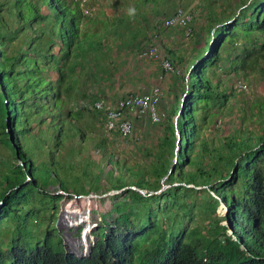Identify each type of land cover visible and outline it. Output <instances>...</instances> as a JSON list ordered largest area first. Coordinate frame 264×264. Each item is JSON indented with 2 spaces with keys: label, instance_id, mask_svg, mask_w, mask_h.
Masks as SVG:
<instances>
[{
  "label": "trees",
  "instance_id": "16d2710c",
  "mask_svg": "<svg viewBox=\"0 0 264 264\" xmlns=\"http://www.w3.org/2000/svg\"><path fill=\"white\" fill-rule=\"evenodd\" d=\"M121 1L0 0V264H264V111L254 133L230 103L239 101L236 82L264 75V0H239L224 19L208 4L204 48L193 49L183 71L185 59L169 51L181 88L160 114L163 134L139 150L141 164L106 158L105 181L128 186L130 199L116 202L113 224L98 229L89 254L68 253L50 223L61 194L49 186L68 192L88 178L67 176L75 163L66 157L79 158L88 138L80 118L113 82L121 44L146 33L149 20L136 8L154 12L162 2L132 0L121 13ZM190 193L212 210L224 203L227 225L205 234L156 219L167 200L174 207Z\"/></svg>",
  "mask_w": 264,
  "mask_h": 264
},
{
  "label": "rangeland",
  "instance_id": "374dc122",
  "mask_svg": "<svg viewBox=\"0 0 264 264\" xmlns=\"http://www.w3.org/2000/svg\"><path fill=\"white\" fill-rule=\"evenodd\" d=\"M97 1L104 7V3H109L113 0ZM93 2L94 1H92V3ZM121 2L119 6V12L121 13L132 10L135 3V1L132 0H122ZM239 3V0H162L159 5V9L163 10L162 12L171 11L170 9L175 11L181 8L192 15V19L187 27L189 28V34H186L187 28L165 25L164 19L155 17L153 14L154 12L149 9L138 7L136 11L139 14L144 12L145 17L149 20L146 33L147 36H151V39L152 37H156V41L161 31L173 30V38L170 35L168 36L167 43L169 46L165 45L164 47H169L170 49L174 48L176 55H182L185 62L177 64V68L183 71L189 62L188 57L193 49L197 47L196 49L203 50L204 48L202 41H204V38L207 36L206 17L208 15V4L213 7L216 15L224 19L235 12ZM88 5L87 0L82 3V6L85 8L88 7ZM159 19H161V22L163 21L162 26L164 28L160 26V24L158 25L157 20ZM196 35H199L201 38V44H196ZM110 43L111 42H109L108 46H110ZM158 43L159 45H164L161 41H158ZM114 49L113 46L112 50L114 51ZM161 50L164 53L166 52L163 48ZM121 56L122 54L120 57ZM129 57L130 56H127L126 58L128 59ZM117 71L119 70L117 69ZM169 81H171L169 84H172L170 87L171 91L170 93L167 92L166 95L169 99L174 100V95L181 88V83L178 82L177 78L175 80L174 78L173 80L169 79ZM239 83L245 84L246 87L238 91ZM235 87L237 88V92H240L239 101L236 102L231 100L230 103H237V107L239 106L240 112L243 114L242 116H244L243 126H247L249 130L255 133L261 127L262 123L261 119L256 116V112L260 109L264 111V75L260 73L251 74L248 78L236 82ZM231 118L235 119L236 116L231 115ZM234 122H239V119ZM80 125L84 128L85 136L88 138H86L87 141L83 145L84 149L79 158L71 156L66 157L73 160L75 163L73 171L67 176L74 178L75 176L81 175L83 171H86L88 178H79L76 182H71L68 192L61 190L58 184L50 185L49 190L54 194H61L57 211L52 215L53 222L50 223L60 235L65 250L68 253L82 257L89 254L91 247L97 239L96 233L98 229L101 226L113 224V220L117 213L115 211L111 212L109 215L108 213L112 210L116 202L124 197L127 202L130 199V194L125 191L128 186H110L105 181V172L111 168L106 158L109 154H112L115 159L120 160V164H125L126 166L141 164L147 160V156L140 153L139 150L150 146L153 142L156 143L157 139L163 134V131L156 130V127H152L150 130L152 131L151 136L153 137L147 136L146 134V140H142L141 138L135 139L134 134L131 138L123 139L115 132L106 130V132H109V134H107L104 132V129H99L98 131L92 130L90 123H84L83 117L80 118ZM228 127L229 123L223 124L221 134H227ZM101 137L107 139L104 144V149L95 146V143L99 142ZM78 140L79 136H76L73 142L74 145L78 143ZM69 143L72 142L69 141ZM0 153L5 155V148L0 147ZM66 158L60 157V160L67 163L69 161H67L68 159ZM100 173L99 179L97 176ZM108 178L111 179L110 177ZM165 178L166 176L161 179V189L169 186L165 183ZM82 186L83 191L80 189ZM130 187L146 195V191L136 187L134 188L133 186ZM196 188L198 191H201L200 189L202 187ZM148 194H150V192L147 193V195ZM205 201V198L201 197L198 193H190L186 202L182 201L177 205L174 204V207H171L173 204L167 200L160 206L156 219H159L160 222H163L166 226L180 224L188 230L197 229L205 234L214 232L218 226L227 225V221L224 217L227 210L226 206L220 202L215 210H212ZM75 202H77V204ZM2 235L4 236L5 234L2 233Z\"/></svg>",
  "mask_w": 264,
  "mask_h": 264
},
{
  "label": "crops",
  "instance_id": "0c3cea01",
  "mask_svg": "<svg viewBox=\"0 0 264 264\" xmlns=\"http://www.w3.org/2000/svg\"><path fill=\"white\" fill-rule=\"evenodd\" d=\"M170 10L171 11L168 12H162L163 10L159 9V6H157L156 11H154L153 14L157 18H162L165 20L173 13V10ZM160 20L161 19L157 20V22L158 25L160 24V26H162L163 21L161 22ZM172 32L173 30L161 31L159 38L156 39L155 42L152 41L151 36H147V33H141L139 36L140 38L135 41H131L129 38H127V41H124V44H121L123 45L122 56L118 57L117 63L115 64L116 70L113 82L106 85V89L102 96L103 100L115 101L116 99L125 95L147 92L153 87L157 86L161 90V99L157 108L159 114H162L163 111L168 107L167 104L170 101H173L166 95L167 92L170 93L171 91L170 87L172 84H169V82H171L169 79L173 80L174 78L175 80L177 78V70L176 72H169L164 70L162 67V62L164 59H168L170 62L172 60V56L170 57V53L168 51H174V48L170 49L169 47H164L165 45L169 46L167 43L168 36L170 35L173 38ZM158 41H161V43L164 45H159ZM152 44H156L157 53L149 52ZM112 45L113 44L110 43L109 47L113 48ZM114 48L116 49L115 45ZM162 48L164 51H166L165 53L162 52ZM127 56L130 57L127 59ZM117 69L119 71H117ZM93 89L94 88L92 87V91ZM91 93L93 92H90V94ZM87 97L90 98L91 95L88 94ZM98 100L101 99H96V101ZM80 102L83 103L82 98ZM127 116L132 121V135L134 134L135 139L141 138L142 140H146L147 136L153 137L151 136L152 131L150 130L152 127H156V130H159L157 128L158 125L153 123L148 115H138L135 112H129ZM103 118L104 115L99 109H94L91 113H88L87 115L84 114L83 116L84 123H90L92 130L94 131L104 129ZM104 132H106L105 129ZM106 133L109 134V132ZM119 137L121 136L119 135Z\"/></svg>",
  "mask_w": 264,
  "mask_h": 264
},
{
  "label": "built area",
  "instance_id": "2783aa9c",
  "mask_svg": "<svg viewBox=\"0 0 264 264\" xmlns=\"http://www.w3.org/2000/svg\"><path fill=\"white\" fill-rule=\"evenodd\" d=\"M192 15L187 13L183 9H177L164 20V24L167 26H181L187 28ZM186 34H189V28ZM156 37H152V41L155 42ZM150 53H157L156 44H152L149 49ZM164 70L169 72H176V67L168 60L164 59L162 62ZM239 89H244L245 84L239 83ZM161 99V90L155 86L147 92L133 93L125 95L115 101L98 100L94 103V107L102 111L103 126L104 129L109 132H115L123 138H131L133 125L132 121L128 118L129 112H135L138 115H148L153 123L160 122V114L158 112V104Z\"/></svg>",
  "mask_w": 264,
  "mask_h": 264
},
{
  "label": "water",
  "instance_id": "95a60500",
  "mask_svg": "<svg viewBox=\"0 0 264 264\" xmlns=\"http://www.w3.org/2000/svg\"><path fill=\"white\" fill-rule=\"evenodd\" d=\"M178 135V139H179V134H177ZM135 188V187H134ZM144 191H146V190H144ZM158 191H151L150 192V194H153V193H157ZM223 205H224V203H222ZM226 212H227V210H226Z\"/></svg>",
  "mask_w": 264,
  "mask_h": 264
},
{
  "label": "bare ground",
  "instance_id": "6f19581e",
  "mask_svg": "<svg viewBox=\"0 0 264 264\" xmlns=\"http://www.w3.org/2000/svg\"><path fill=\"white\" fill-rule=\"evenodd\" d=\"M75 203L77 204V202H75ZM77 207H78V206H77ZM77 207H76V208H77ZM82 221H83V220H82Z\"/></svg>",
  "mask_w": 264,
  "mask_h": 264
}]
</instances>
